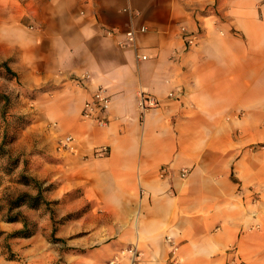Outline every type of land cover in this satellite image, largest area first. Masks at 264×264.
<instances>
[{"label": "crops", "instance_id": "0c3cea01", "mask_svg": "<svg viewBox=\"0 0 264 264\" xmlns=\"http://www.w3.org/2000/svg\"><path fill=\"white\" fill-rule=\"evenodd\" d=\"M181 27L201 33L186 51ZM128 29L136 48L118 44ZM99 86L106 124L81 117ZM141 90L159 100L144 116ZM0 110L20 153L0 184L4 233L24 223L4 220L2 195L38 191L25 173L48 186L15 213L38 227L67 216L53 230L65 264H165L166 236L175 264H264V148L247 147L264 144V0H0Z\"/></svg>", "mask_w": 264, "mask_h": 264}, {"label": "rangeland", "instance_id": "374dc122", "mask_svg": "<svg viewBox=\"0 0 264 264\" xmlns=\"http://www.w3.org/2000/svg\"><path fill=\"white\" fill-rule=\"evenodd\" d=\"M5 110H0V127L3 126V120H5ZM13 120L18 121V119L15 117ZM8 136L9 134H3L2 137V129H0V184L6 182L8 180L7 176H5L11 169H12V163L13 160L20 158V153L13 150L8 142ZM264 148V144L259 143L258 145L255 144H249L247 145L248 148L251 150H254L256 148ZM42 184V182H41ZM48 184H42V187H47ZM10 195L12 193H6L5 195H2L3 199H6L7 204L10 200L15 199L11 198ZM42 197V195H41ZM260 198V191H255L251 195V201L257 202ZM44 202L43 197L39 200H33L32 197H29L26 199L25 203L32 206V203H36L33 207H38L40 203ZM54 204V201H48L45 209L48 211L51 208V205ZM4 203L0 202V211L4 210ZM9 207V204H8ZM16 209L13 208L12 211H8V209H5V212L3 213L4 220H10L11 216H14L16 213ZM26 218V217H25ZM67 216H64L63 218L59 220H51L50 223L47 225L39 226L37 225L36 221L32 218H26V228H22L23 233L21 235L14 236L12 235L13 232L4 233L0 230V256L4 257V259L7 261L14 260L18 261L19 264H30V263H46V260L50 261L51 256L49 255L51 248L59 249V256L56 257L54 260V263L56 264H65V258L63 256V252H68L70 250L69 246L66 244V241L63 239V241H60L58 238H56L53 235V230L55 229V226L59 222H61L63 219H66ZM40 233H36L37 230H40ZM50 229V230H49ZM18 231V230H17ZM16 232V231H14ZM27 238V239H23ZM59 243V245L57 244ZM36 249L32 252L38 251L37 253L39 256H32V252H30V255L25 256L23 250L26 248ZM23 253V255L21 254ZM25 256V257H24ZM115 263V257H112L111 259L107 260L103 264H114Z\"/></svg>", "mask_w": 264, "mask_h": 264}, {"label": "built area", "instance_id": "2783aa9c", "mask_svg": "<svg viewBox=\"0 0 264 264\" xmlns=\"http://www.w3.org/2000/svg\"><path fill=\"white\" fill-rule=\"evenodd\" d=\"M145 29H146L145 26H141L139 30L144 31ZM181 32L184 41V45H183L184 51L198 44L201 37L200 31H187L185 27H181ZM104 34L113 35L115 34V31L113 29L105 28ZM124 35H125L124 40H119L118 44L124 49L128 47L136 48L135 30L128 29L125 31ZM137 57L140 59H146L147 55L142 53L137 55ZM87 77L88 74H83L75 77L74 81L77 85H80L83 83V80ZM167 95L168 97L178 98L180 94L173 90H170L168 91ZM158 102L159 100L155 95L145 90L139 91L137 105L140 111V115L144 116L145 112L150 108L157 106ZM110 103H111L110 95L106 92L104 87L99 86L96 89H94V91L91 93V95L88 98L84 100L81 108V117L83 119L96 122L98 124H106L107 123L106 113L110 107ZM69 138L70 137H67L66 139L69 140ZM105 151L106 149L103 148L97 150L94 154L99 155ZM186 173H187V169L184 168L180 169L179 171V175L181 177H184ZM158 175L160 177H164L167 175V167L165 165L159 168ZM166 240L169 242L170 245V251H169L170 255L165 264H175L177 262L178 245L174 243V241L171 239L170 236H166ZM127 252L132 257V263L135 262L136 259H138L139 251L136 245H132L128 247Z\"/></svg>", "mask_w": 264, "mask_h": 264}, {"label": "trees", "instance_id": "16d2710c", "mask_svg": "<svg viewBox=\"0 0 264 264\" xmlns=\"http://www.w3.org/2000/svg\"><path fill=\"white\" fill-rule=\"evenodd\" d=\"M18 160L17 159L13 160L12 169L18 164ZM20 178L23 179V181L25 183L32 184L33 186L37 187L38 191L33 196L28 194V193H26V192H22V193L18 194L15 197V199L9 201V203H8L9 204L8 211H11L13 208L21 205L29 197H32L33 200H39V199L42 198L41 195H42L43 187H42V184H41L40 181L36 180L35 178L27 176L25 173H22ZM35 204L36 203H32V206H35ZM16 219H21L22 222L24 223V227L23 228H26V218H25L24 215H22L20 213H16L14 216L10 217V220H16ZM22 230L23 229H20V230H18L16 232H13L12 235H14V236L21 235L23 233Z\"/></svg>", "mask_w": 264, "mask_h": 264}]
</instances>
